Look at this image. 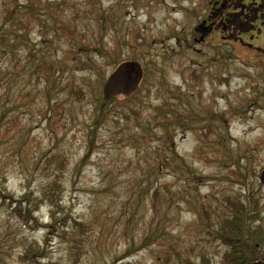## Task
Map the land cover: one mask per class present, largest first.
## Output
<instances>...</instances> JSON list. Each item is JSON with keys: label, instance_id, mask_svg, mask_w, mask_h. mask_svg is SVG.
Masks as SVG:
<instances>
[{"label": "rangeland", "instance_id": "rangeland-1", "mask_svg": "<svg viewBox=\"0 0 264 264\" xmlns=\"http://www.w3.org/2000/svg\"><path fill=\"white\" fill-rule=\"evenodd\" d=\"M58 1L55 0V2ZM73 1L75 3L78 0ZM98 1L104 11L112 7L117 15L122 16L112 29L109 27L106 29L109 33L112 34L113 29L125 33L127 26L131 25L143 28L141 29L144 36L142 41L148 47H143L144 50L140 49L137 60L143 66L150 64L153 73L149 77L150 80L144 83L143 96H139L145 100L143 113H151L153 107L165 97L161 87L162 82L176 92L182 89L188 95L190 92L194 93L192 97L184 98L181 104L178 100L175 102L181 105L180 109L184 110L190 118L187 122L190 128L185 133H180L176 144L179 153L202 179L194 185L197 190L192 189L190 196L187 194L190 202L185 204L183 201L180 207H176L174 203L170 206L166 201L168 194L160 193L162 199L165 195L166 198L156 218L161 217L163 220L159 229L163 225L165 231L170 232L171 237L180 238L183 247L193 246L194 252L206 249L211 254L217 255L214 262H218L223 248L217 242L210 243L211 245L200 242L201 227L191 226L190 223L198 217L194 209L200 198H212L213 195H219L221 192L243 191L241 190L244 185L241 183L242 179L239 182H231L228 170L234 166L230 165L229 153L240 160L242 171L255 169L257 172L253 183L259 195L263 196L259 206H262L264 215V183H261L259 178L261 171L264 170L263 96L253 101V96L250 94L251 91L263 89L264 71L251 66L256 60L253 52L240 48L234 49L229 61L232 73L230 85L216 87V93L210 97L212 86L205 83V89H203L205 92L200 98L201 84H196L194 87L187 82L192 68L209 67L212 72L218 74L220 71L228 72L229 70L217 66L216 62L208 63V60L213 57V52L209 49L210 43L203 47L206 50L203 54L194 52L196 46H192V29L198 23V17L187 10L196 7L198 0H161L160 3L157 0H97V4ZM55 2L49 5L50 12L43 17L73 16V12L69 9L54 12ZM94 11L97 16L101 10L95 8ZM36 31L37 29L34 30L33 35H37ZM176 32L177 35H175ZM49 37V40L54 39V41L47 42L48 52L57 56L62 55L68 47L67 42L64 38L58 39L53 36L51 31ZM132 50L131 47L124 49L121 52L122 58L133 57L132 54L135 52ZM90 57L97 61V65L104 62L99 55ZM153 60L154 64L151 63ZM104 64L100 72L73 71L67 75L68 77L62 78L66 77L68 81L59 82L60 87L68 86L57 95V99L65 102L68 110L65 115L57 114L54 118L57 121L56 125L48 123L49 113L42 115L32 113V110L28 108L32 102L28 106H21L27 100L18 99V89L24 88L20 79L16 81V84L7 85L8 88L5 91L0 86V115L3 113V107L4 109L11 107L12 101L19 106L10 113L18 117L16 128L8 131L5 119L0 122V163L6 173V179L1 182L0 189L3 195L11 194L12 197H24L27 200L30 197L28 192L40 187L44 182V177L40 173L46 161L44 154L52 150L67 153L70 164L65 174L61 207L64 214H70L71 217L80 218L83 221L87 220L94 225V229L84 236L80 264H157V257L161 253L160 245L154 241L140 245L143 240L141 237L146 234L143 230L148 227L153 216L152 200L147 194L149 187L146 178L148 177L155 185L166 183L173 192H178L186 174L180 171L177 178H173L168 172L151 173L149 164L155 156V146L162 144V141L152 135L147 140L139 138V130L133 122L126 125L130 127V133H133L130 135L134 139L130 140L128 129L106 121L97 130L92 156L86 164L79 166L88 143L84 131L87 129L90 115L99 108L104 78L113 70V64ZM11 69V65L8 66L6 62L0 73L6 76L10 74ZM256 71L263 77L250 78L251 75H257ZM72 86L87 89V98L78 102L75 96L69 93ZM28 88V84L25 85V91H28ZM148 91L151 92L149 97L146 96ZM8 97L11 101H8ZM32 99L31 95L29 101ZM120 99H117L113 106L120 105ZM242 99H245L247 104L250 99L252 101L247 105L241 103ZM197 101L201 104L206 102L210 104L213 110L211 113L227 114L226 120H218V129L220 128L219 131L227 136L226 144L229 152L218 147L215 149L206 147L199 151L201 137L198 127H201L203 122L191 118V111L200 113V116L203 115L197 108L199 104ZM40 102L41 100L38 101ZM234 107L236 113L231 114L229 111ZM150 127L158 136L160 135L161 127L157 126V123L150 124ZM215 145L219 146V142ZM220 149L225 153L220 152ZM12 199L4 201V198L0 196V264H18L16 257L21 250L19 239L23 235L44 245L43 227L36 230L23 227L1 208L6 207L8 203H10L9 207H14L16 204L12 202ZM2 202L5 204L1 205ZM39 214L44 222L50 218L47 207H43ZM175 214L176 218L172 223L169 219L164 222V217L172 218ZM153 223L155 224V221ZM49 247L52 250L50 256L53 259L66 260V242L55 238ZM129 250L132 252L128 254Z\"/></svg>", "mask_w": 264, "mask_h": 264}, {"label": "trees", "instance_id": "trees-1", "mask_svg": "<svg viewBox=\"0 0 264 264\" xmlns=\"http://www.w3.org/2000/svg\"><path fill=\"white\" fill-rule=\"evenodd\" d=\"M50 4H53L50 0H0V70L6 62L12 68L10 74L6 76L0 73V86L5 91L8 88L7 85L16 84V81L20 79L24 88L18 89V99L27 100L21 106H28L32 102L28 106L32 113L36 115L49 113L48 123L56 125L57 121L54 118L57 114L65 115L68 110L65 102L57 99V95L68 86L60 87L59 82L68 81L66 77L62 78L76 70L100 72L105 64L97 65V61L91 58V55L98 54L102 56L104 63L118 65L122 62L120 50L123 49V43L120 39L126 38L127 42L131 43L138 41L141 38L139 31L141 27L129 26L125 36L118 32L119 35L110 37V34V38L105 41V36L94 33L91 31L93 30L91 27L95 24L99 30L113 28L111 23L114 18L111 13L107 15V11L104 10L94 16V0L84 1V4H89L92 8L86 9L80 6V9H77L71 17L45 18L43 15L50 12ZM61 5L68 6V9L71 10L74 9L73 2L62 0V2H57L56 8L53 6L54 12L56 10L60 12ZM81 13L84 16H81ZM84 17L89 19L86 24L82 23ZM36 28L47 30L38 36L39 41L32 38L33 30ZM48 28H53L55 37L59 39L63 37L69 43V47L61 57H53L51 53L43 52V47L39 48L45 40L48 41ZM52 41L54 39L49 40V42ZM23 61L24 64H22ZM152 75L150 74V77ZM7 78L8 80L5 81ZM147 79L149 78L147 77L146 81ZM224 79L227 80V78ZM27 84L29 88L26 92L25 85ZM161 87L165 98L153 107V111L149 114L142 112L145 100L137 97V93L142 92L141 88L129 97H122L118 106H113L118 98L109 102L100 99V106L94 112L91 123L84 131L88 143L79 166L86 164L90 158L94 151L97 130L106 121L128 129V139L130 140L134 139L133 133H130V127L126 125L130 122L135 123L136 129L139 130V138L147 140L152 135L162 141V144L155 146V156L149 164L150 172H168L173 178H177L180 171L186 174L184 183L178 192H173L166 183L155 185L148 177L146 178L149 187L147 194L152 200L153 216L148 227L143 230L146 234L141 237L143 240L140 245H146L153 241L160 245L161 253L157 257V264H250L261 257L264 249V215L262 207L259 206L261 197L255 192L252 182L256 173L250 169L242 171L240 161L230 153L228 154L230 165L234 166L228 170L231 182H239L242 179L241 183H244L246 193L221 192L219 195H213L212 198H200L194 209L198 217L196 216L197 219L190 223L191 226L201 227L200 242L208 245L217 242L223 248L219 261L214 262L217 255L211 254L206 249L194 252L193 246L183 247L180 238L171 237L172 235L168 230L165 231L163 225L159 229L163 220L161 217L157 219L156 215L161 210L166 198L165 195L162 199L160 193L168 194L166 201L170 206L174 203L176 207H180L181 202L184 201L185 204L190 202L187 194L190 196L192 189L196 191L197 187L194 185L202 179L191 164L180 155L175 143L177 136L190 128L187 125L190 118L172 102L173 99H176L177 93L171 90L165 82L161 83ZM69 90V93L73 94L78 101H84L88 96L87 89L84 87L72 86ZM31 95L33 99L29 101ZM177 99L182 103L181 95ZM39 100H41L40 103H38ZM8 101H11L9 97ZM18 108L19 106L14 101L8 109L3 107L0 121L5 119L8 131L16 128L18 117L10 113ZM192 119H194L193 115ZM153 123H157V126L161 127L159 136L150 127V124ZM131 130L133 129L131 128ZM202 132L199 151L206 147L224 148L228 151L227 136L221 133L218 128L214 129L213 124H206L202 128ZM210 136H214L215 139L211 140ZM216 142H219V146L215 145ZM220 152L225 153L221 149ZM44 156L46 161L40 171L44 182L40 187L28 192L30 197L27 200L24 197H12L11 194L3 195L4 193L0 189V196L4 198V201L13 198L12 202L16 204L14 207H9L10 203L6 207H1L9 217L30 230L44 228V245L27 236L20 237L21 250L16 259L18 264H80L84 236L94 229V225L87 220L83 221L80 218L71 217L70 214H64L61 207L65 189V174L70 164L67 153L52 150L45 153ZM5 174V169L0 163V184L6 179ZM27 179L30 182L29 178ZM3 204L5 202H2L1 205ZM42 206L49 208L50 220L47 223H42L40 217L36 215ZM175 218L176 214L172 218L166 216L164 222L169 219V222L172 223ZM204 236L205 238H203ZM55 238L67 243L66 260L53 259L50 256L52 250L49 246ZM130 252L132 251L129 250L128 254Z\"/></svg>", "mask_w": 264, "mask_h": 264}, {"label": "flooded vegetation", "instance_id": "flooded-vegetation-1", "mask_svg": "<svg viewBox=\"0 0 264 264\" xmlns=\"http://www.w3.org/2000/svg\"><path fill=\"white\" fill-rule=\"evenodd\" d=\"M202 20L210 35L264 52V0H207Z\"/></svg>", "mask_w": 264, "mask_h": 264}, {"label": "water", "instance_id": "water-1", "mask_svg": "<svg viewBox=\"0 0 264 264\" xmlns=\"http://www.w3.org/2000/svg\"><path fill=\"white\" fill-rule=\"evenodd\" d=\"M142 77V69L139 63L134 61L124 62L108 78L104 85V98L111 99L119 93L130 94L137 87ZM264 180V173L262 175Z\"/></svg>", "mask_w": 264, "mask_h": 264}]
</instances>
